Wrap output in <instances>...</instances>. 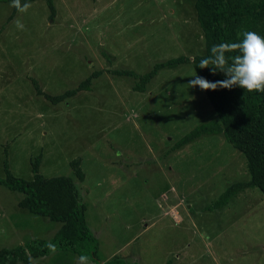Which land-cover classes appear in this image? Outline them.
Returning a JSON list of instances; mask_svg holds the SVG:
<instances>
[{"label": "rangeland", "instance_id": "obj_1", "mask_svg": "<svg viewBox=\"0 0 264 264\" xmlns=\"http://www.w3.org/2000/svg\"><path fill=\"white\" fill-rule=\"evenodd\" d=\"M195 0H42L26 13L0 3V178L30 180L41 155L45 177L72 179L98 242L97 258L136 264H264V196L248 187L214 209L227 186L247 182L244 157L221 136L173 144L216 116L203 90L189 88L192 63L157 73L143 93L135 80L155 63L204 52ZM24 24L18 30L14 21ZM100 71L89 91L51 104L37 96L76 88ZM79 159L85 175L74 178ZM22 194L0 185V249L49 240L60 224L18 208ZM37 264H77L55 252ZM94 264V263H92Z\"/></svg>", "mask_w": 264, "mask_h": 264}, {"label": "trees", "instance_id": "obj_2", "mask_svg": "<svg viewBox=\"0 0 264 264\" xmlns=\"http://www.w3.org/2000/svg\"><path fill=\"white\" fill-rule=\"evenodd\" d=\"M39 0H27L32 3ZM50 12L55 14L54 0H42ZM12 0H0V3H11ZM23 2V0H22ZM195 19L203 34L204 52L193 57L178 56L155 63L152 68L141 75L131 70H112L110 74L118 77H129L135 80L133 91L143 93L146 86L157 73L164 69H174L183 64L192 63L194 72L209 81L225 79L221 72L212 74V65L208 69H200L202 58L211 55L213 45L225 42H236L242 39L244 31H255L264 36V0H195ZM17 10L12 7L8 20L12 19ZM238 52L226 53L231 57ZM100 71L91 72L74 89L66 90L59 95L44 93L36 82H32L37 96L55 105L63 102L80 91H89L92 82L100 76ZM208 103L215 113L216 119L204 122L191 129L179 138L171 147L178 151L189 143L203 136H221L232 148L245 159L249 175L247 182L232 183L218 196L213 208H221L240 191L254 187L264 196V93L247 92L238 87L203 91ZM41 155L30 161L32 178L24 180L14 176L6 159L3 161L4 176L0 185L12 192L22 194L17 203L19 209L30 214L43 217L60 226L49 240L30 239L13 248L0 249V264H30L27 249L31 258L47 256L51 251L46 245L51 242L57 245L56 252H68L76 256L87 255L94 264H136L126 262L114 255L105 262L97 258L98 242L86 224V207L72 179L65 176L45 177L40 174ZM74 178L82 182L85 178L80 168L79 159L70 162ZM165 264H171L168 260Z\"/></svg>", "mask_w": 264, "mask_h": 264}, {"label": "clouds", "instance_id": "obj_3", "mask_svg": "<svg viewBox=\"0 0 264 264\" xmlns=\"http://www.w3.org/2000/svg\"><path fill=\"white\" fill-rule=\"evenodd\" d=\"M11 7L15 8L19 13H26L31 7L27 0H12ZM18 30L23 31L25 26L20 20L14 21ZM242 39L236 42H225L215 44L211 47V55L202 58L199 62L200 69H208L209 65L213 75L216 72L224 74L225 79L217 81H209L206 78L194 74L189 81V88L198 87L203 91H216L217 89L231 90L233 87L246 90L247 92L264 93V36L257 34L255 31H244ZM238 52V55L229 57L226 53ZM46 247L52 252L57 251V245L49 242ZM30 264H37L31 258V253L25 249ZM77 264H92L87 255H80Z\"/></svg>", "mask_w": 264, "mask_h": 264}]
</instances>
